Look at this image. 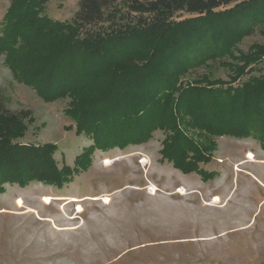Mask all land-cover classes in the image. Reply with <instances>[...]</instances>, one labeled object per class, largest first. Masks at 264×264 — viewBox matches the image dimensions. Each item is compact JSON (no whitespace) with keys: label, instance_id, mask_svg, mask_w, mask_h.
I'll use <instances>...</instances> for the list:
<instances>
[{"label":"trees","instance_id":"1","mask_svg":"<svg viewBox=\"0 0 264 264\" xmlns=\"http://www.w3.org/2000/svg\"><path fill=\"white\" fill-rule=\"evenodd\" d=\"M43 2L11 1L0 54L46 102L68 98L65 114L92 145L73 167H58L55 145L15 141L32 118L11 112L0 91V184L61 188L90 164L94 150L139 145L155 130L165 135L162 159L203 181L215 175L200 167L211 159L214 138L255 132L264 149V71L232 85L264 58V44L237 47L264 25V1L77 0L67 23L38 17ZM214 61L235 74L228 81L205 74L182 80Z\"/></svg>","mask_w":264,"mask_h":264},{"label":"rangeland","instance_id":"2","mask_svg":"<svg viewBox=\"0 0 264 264\" xmlns=\"http://www.w3.org/2000/svg\"><path fill=\"white\" fill-rule=\"evenodd\" d=\"M11 1L0 0V35H5ZM41 1L38 17L72 21L77 0ZM261 31L264 25L243 38L238 49L246 52L253 43L264 44ZM5 55L0 54L5 106L13 113L29 111L32 118L23 120L15 141L55 145L58 167H73L75 158L92 145L91 135L76 134L65 114L68 98L46 102L11 71ZM207 64L182 80L205 74L228 81L235 74L217 61ZM254 68L232 85L262 73L264 58ZM164 138L163 131L155 130L139 145L94 150L90 164L61 188L40 182L25 187L1 183L0 264H264V149L255 132L214 138L210 161L200 164L215 173L207 181L195 173L182 174L162 159ZM106 159L112 161L109 167ZM181 188L183 195L177 193ZM42 196L98 199L44 206ZM17 198L32 211L21 214L25 209L16 208Z\"/></svg>","mask_w":264,"mask_h":264},{"label":"bare ground","instance_id":"3","mask_svg":"<svg viewBox=\"0 0 264 264\" xmlns=\"http://www.w3.org/2000/svg\"><path fill=\"white\" fill-rule=\"evenodd\" d=\"M248 157L249 158H251L252 156H251V154H249L248 155ZM249 162H254V160H250ZM104 163H105V167H109L111 164H112V161H110V160H105L104 161ZM142 163L144 164V163H146L145 162V160H143L142 161ZM261 163H263V162H261ZM151 190H153V192H155V190H156V188L153 186V187H151ZM177 193H180L181 195H183L184 193H185V191H184V189L183 188H181ZM43 198H42V202H43V204H44V206H48V205H50L51 204V202L52 201H61V200H68L66 203H64V204H70V203H73V202H80V201H84V200H97L98 198H94V199H92V198H88V197H84V198H76V197H70V198H64V197H51V196H42ZM103 198H102V200L104 201V202H106V203H108L109 201H110V199L108 198V195H104V196H102ZM101 200V199H100ZM215 200H216V198H215ZM15 206H16V208L19 210H21V209H25V212H21V214H25V213H28V212H31L32 210H30V209H28V208H24L23 207V203H22V200L20 199V198H17L16 199V201H15ZM77 211H78V213H80L81 212V210H82V208H81V206H78L77 208ZM9 213V212H8ZM18 213V212H17ZM11 214H13V213H11ZM16 214V213H15Z\"/></svg>","mask_w":264,"mask_h":264}]
</instances>
